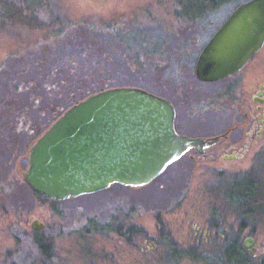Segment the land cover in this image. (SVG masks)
Returning <instances> with one entry per match:
<instances>
[{"label":"rangeland","instance_id":"374dc122","mask_svg":"<svg viewBox=\"0 0 264 264\" xmlns=\"http://www.w3.org/2000/svg\"><path fill=\"white\" fill-rule=\"evenodd\" d=\"M242 1L172 0L157 6V0H123L116 12L102 6L114 0H0V236L12 232L19 238L8 247L22 249V264H52L34 251L31 218L45 222L42 231L53 235L55 264H227L222 254L233 231H239L242 247L248 233L264 245V204L258 205L262 213L249 204L246 216L255 220L242 222L227 197L241 188L235 181L251 177L234 170L246 162L224 161L228 171L214 173L186 155L144 186L116 183L59 201L35 194L22 175L32 144L57 116L53 109L61 112L86 92L138 83L173 96L183 83V90H194V47L188 46L189 57L178 43L159 54L153 42L170 34L174 44L179 32L212 30ZM263 68L264 50L241 79L255 80ZM212 88L215 96L217 85ZM202 92L200 99L208 95ZM196 103L204 108L205 102ZM181 112L185 118L182 107ZM257 169L253 177L262 175L264 187V158ZM236 213L245 215L242 208ZM14 220L23 224L7 228ZM207 225L211 237L205 236L210 229L192 237L195 228Z\"/></svg>","mask_w":264,"mask_h":264},{"label":"water","instance_id":"95a60500","mask_svg":"<svg viewBox=\"0 0 264 264\" xmlns=\"http://www.w3.org/2000/svg\"><path fill=\"white\" fill-rule=\"evenodd\" d=\"M264 44V0L238 4L197 62L202 80L239 70ZM171 100L119 85L88 94L66 108L32 144L25 181L41 196L64 200L115 183L141 187L204 137L179 133ZM35 228L43 222L35 220ZM253 237L244 245L253 254Z\"/></svg>","mask_w":264,"mask_h":264},{"label":"flooded vegetation","instance_id":"af4514ba","mask_svg":"<svg viewBox=\"0 0 264 264\" xmlns=\"http://www.w3.org/2000/svg\"><path fill=\"white\" fill-rule=\"evenodd\" d=\"M114 1H116L115 4L111 2L114 4L113 6H110L109 0H107V2L109 3H105V4L102 3V6H106L109 9H113L112 7H114L115 5L119 6L122 5L123 3L122 2L123 0H114ZM149 1L153 2L156 0H147V2ZM157 1L159 2L157 3L153 2V5L155 4L157 6H160L159 3H162L163 6H165L167 5V3L171 2L172 0H157ZM119 8H117V10ZM234 8L228 14L225 20L212 30H200L197 28V30H193V31L190 29L188 33H186L187 31H185L186 34L192 32L191 33L192 36L191 35L185 36L184 33L179 32L180 38L176 40L174 44L170 40V34L166 38L163 37V39L153 42L154 48L157 49V52L159 54L160 53L166 54L167 51L165 52V50L177 46L175 44L178 43L179 48L183 49V51L189 57L190 52L187 51L188 50L187 48L188 46L194 47V50L192 51L195 53L196 58H194V63H193L194 67L192 69V76L195 78L198 84H196L195 86L196 88L194 86H192V88L196 91L192 89L183 90L182 88L184 86V83L180 85L178 79H174L176 85L177 84L180 85L174 88L176 91L174 96L152 90L142 83L127 84V85H136L145 88L149 91L155 92L158 95H162L169 98L173 102L175 107L176 130L179 133L188 136L204 137V140L201 143L191 147L179 159L187 155L192 160L197 159L199 163H206L207 170H210V172H214V173H224L228 171L227 170L228 168L221 167V163L224 161H226L227 163L228 162L231 163L234 161L238 163H244V162L249 163V165L247 166L245 163L244 167H240L241 164H239V168L234 169L236 170V173L243 171L244 172L243 174L249 175L251 177L246 182H245V178L241 183L235 181L234 182L235 186L241 188L238 189L237 192L235 193L230 192L229 195H227V197L230 200V204L232 208L235 209L234 210L235 217L240 219L242 222H252L254 221L253 218L255 216H252V220L247 218L246 216L247 206L249 204H254L256 206L264 204V189H263L264 187H262L260 183L262 175L261 176L258 175L259 178L257 179L255 178L256 175L253 177V173L255 172V170L256 173L258 170L257 169L258 161L264 158V68L261 69V74L259 75V77H263L262 79L259 77L255 80L253 77H251L250 80L241 79V78L244 75V73H246L251 62L258 59L261 56L264 50V44L261 46L260 49H258L250 56L247 62L241 68H239V70L222 78L215 80H202L201 78H199L196 70L198 59L201 53L203 52L204 48L207 46L210 40L216 35V33L222 28L225 21L229 18V16L233 12ZM117 10L116 7H114V11L117 12ZM148 10L149 8L146 11ZM168 10L169 8H167V11ZM199 12L200 11H198L197 13ZM139 34H145V30L143 29L142 31L139 32ZM194 36H197L198 38L192 39V37ZM155 43H157V45ZM163 48H164V52H162ZM162 66H163V62H161L160 65H157V67L161 68L160 70L161 72H162ZM154 69L156 70V67ZM159 75H161V73ZM166 78H168V75L166 76ZM169 79H173V77H170ZM248 80L250 82L251 80H253V82L249 84ZM169 83L171 84V82ZM222 83L223 85H221ZM214 85H217V90H215L216 95L212 96L211 91H213L212 86ZM188 86L189 84H187V87ZM239 88L241 92L238 93L236 97V93ZM202 91H207L208 95L205 98L202 97L200 99L201 97L200 95L203 94ZM228 97L230 98L227 99ZM197 100L200 102H205L204 108L202 106L198 107L196 103ZM181 107L185 109V118L181 117L182 115ZM185 120H187L188 122H186ZM23 155H25V153L21 152L19 156H23ZM19 156L18 158H21ZM171 165H169L168 167H170ZM14 167H16L17 171L21 173V168L18 166L17 161ZM260 172L263 173L264 169H262V171ZM34 193L37 194L36 192ZM238 208H242L245 211V215L243 217H240L236 213V210ZM35 220L42 221L39 218L30 219V225L32 226V228H34L33 231L34 234L30 238L31 243L34 246L33 247L34 251L35 252L40 251L42 256L44 255L46 257L52 258L51 263L55 264L54 254L56 253V250L54 247L53 235L52 234L50 235L42 231L43 228L45 227V222L43 221H42L43 222L42 228L40 229L35 228L33 226V222H35ZM20 224H23L20 220L10 221L9 226H7V228L10 227L19 228ZM208 229L210 230L208 231ZM205 231H208L207 234H205ZM212 232H213V228L210 225H207V227L205 228L198 226L197 228H195L194 233H192L191 235L192 237L197 239L199 238L200 235L203 234H205V236L210 235L211 237ZM232 233H233L232 239L236 240L237 237H239V231L236 232L233 231ZM1 234L2 233H0V235ZM248 234L246 235L245 238H247L248 236L253 237L254 240L252 244L253 246L257 247L256 249L253 250L254 255L252 254L251 255L255 256L256 253L259 254L258 257L259 256L262 257L264 253V245L262 243L260 244V242L253 235H248ZM12 236H13L12 232L7 233L5 235V238H2L0 236V264H22V261H25V258L21 252L22 249H19L17 247L15 248L8 247L12 243L13 239L15 240V243H17V239H19ZM243 245H244V241H243ZM243 247L245 250H247L245 245Z\"/></svg>","mask_w":264,"mask_h":264},{"label":"trees","instance_id":"16d2710c","mask_svg":"<svg viewBox=\"0 0 264 264\" xmlns=\"http://www.w3.org/2000/svg\"><path fill=\"white\" fill-rule=\"evenodd\" d=\"M15 7L17 8L18 6H15ZM19 17H21L20 18V20H21L22 19V14H19ZM40 25H41V23H40ZM101 89H104V88H101ZM101 89H97V90H94V91L86 92L84 95H82V97H78L76 100L74 99L68 106H66V108L69 107L74 102H77L78 100H80L83 97L87 96L88 94H90L92 92H95V91H98V90H101ZM66 108H64V110ZM64 110H62L61 112H58V111H55V109H53L54 114L57 115V116H55V118L53 120H55ZM255 207H259L258 211L260 213L263 212L261 210L260 206H256L255 205ZM252 209L255 210L254 208H252ZM253 220H255V219L253 218ZM194 249H196V247L193 248V251H194ZM178 252H181V251H178ZM222 255L227 260V264H264V257L263 256L260 257V259L258 258L256 260V258H254V256L249 254L247 251L246 252L244 251V248L242 247V244L239 242L238 239H236L233 242H231V244L229 246H227V248L225 249V251L223 252Z\"/></svg>","mask_w":264,"mask_h":264}]
</instances>
